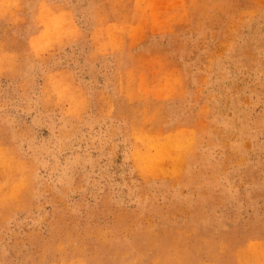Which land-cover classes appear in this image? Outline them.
Wrapping results in <instances>:
<instances>
[{
  "label": "rangeland",
  "instance_id": "rangeland-1",
  "mask_svg": "<svg viewBox=\"0 0 264 264\" xmlns=\"http://www.w3.org/2000/svg\"><path fill=\"white\" fill-rule=\"evenodd\" d=\"M0 264H264V0H0Z\"/></svg>",
  "mask_w": 264,
  "mask_h": 264
},
{
  "label": "bare ground",
  "instance_id": "bare-ground-1",
  "mask_svg": "<svg viewBox=\"0 0 264 264\" xmlns=\"http://www.w3.org/2000/svg\"><path fill=\"white\" fill-rule=\"evenodd\" d=\"M172 141H173V139H172ZM175 142V141H174ZM170 144V143H169ZM179 144V143H178ZM180 145V144H179ZM174 147V146H173ZM177 149V148H176ZM172 151H174L173 149H172ZM149 157V156H148ZM149 158H151V157H149ZM151 160V161H150ZM148 161H150V162H148V164H152L151 162H152V159H148ZM152 168V167H151ZM145 169V168H144ZM153 169V168H152ZM157 170V169H156Z\"/></svg>",
  "mask_w": 264,
  "mask_h": 264
}]
</instances>
